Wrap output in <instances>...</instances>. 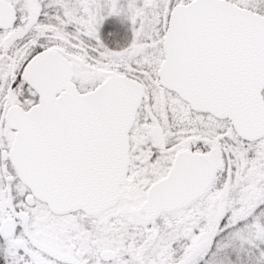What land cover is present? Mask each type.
I'll return each instance as SVG.
<instances>
[{
	"label": "snow or ice",
	"instance_id": "obj_1",
	"mask_svg": "<svg viewBox=\"0 0 264 264\" xmlns=\"http://www.w3.org/2000/svg\"><path fill=\"white\" fill-rule=\"evenodd\" d=\"M0 264H264V0H0Z\"/></svg>",
	"mask_w": 264,
	"mask_h": 264
}]
</instances>
